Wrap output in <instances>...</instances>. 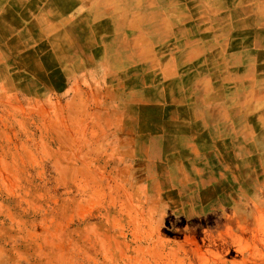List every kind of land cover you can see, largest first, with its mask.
Segmentation results:
<instances>
[{
    "label": "rangeland",
    "instance_id": "1",
    "mask_svg": "<svg viewBox=\"0 0 264 264\" xmlns=\"http://www.w3.org/2000/svg\"><path fill=\"white\" fill-rule=\"evenodd\" d=\"M85 16L77 29L96 23ZM0 64V264H264V149L252 136L192 160L159 143L160 159L126 144L133 103L116 74L45 85Z\"/></svg>",
    "mask_w": 264,
    "mask_h": 264
},
{
    "label": "crops",
    "instance_id": "2",
    "mask_svg": "<svg viewBox=\"0 0 264 264\" xmlns=\"http://www.w3.org/2000/svg\"><path fill=\"white\" fill-rule=\"evenodd\" d=\"M131 5L146 9L125 13L119 0H0V62L14 77L20 65L36 72L29 80L45 85L53 84L54 76L61 84L65 72L82 69L116 74L133 103L130 126L137 134L126 143L134 144L133 151L140 143L162 159L159 143H168L182 159L210 150L223 157L248 135L256 150H263L264 0H132ZM82 16L96 23L77 29L72 21ZM102 32L111 35L99 47ZM24 39H47L49 49L36 42L25 50L30 43Z\"/></svg>",
    "mask_w": 264,
    "mask_h": 264
},
{
    "label": "bare ground",
    "instance_id": "3",
    "mask_svg": "<svg viewBox=\"0 0 264 264\" xmlns=\"http://www.w3.org/2000/svg\"><path fill=\"white\" fill-rule=\"evenodd\" d=\"M48 6H49V5H48ZM41 12H42V11H41ZM38 15H39V14H38ZM48 15H49V14H48ZM46 16H47V15H46ZM49 16H50V15H49ZM39 18H40V17H39ZM57 19H58V18H57ZM39 20L41 21V19H39ZM37 24H38V23H37ZM50 24H51V23H50ZM50 24H49V25H50ZM54 24H55V23H54ZM50 26H51V25H50ZM38 27H39V26H38ZM8 34H9V33H8ZM16 39H17V37H16ZM16 39H15V40H16ZM21 41H22V40H21ZM13 43H15V41H14ZM15 45H16V44H15ZM18 48H19V47H18ZM16 49H17V48H16ZM33 73H34V72H33ZM30 78H31V77H30ZM32 78H33V77H32Z\"/></svg>",
    "mask_w": 264,
    "mask_h": 264
}]
</instances>
